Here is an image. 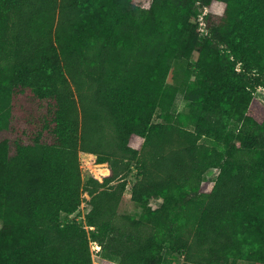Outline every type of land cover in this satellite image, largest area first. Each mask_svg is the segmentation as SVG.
Masks as SVG:
<instances>
[{
    "label": "trees",
    "instance_id": "obj_1",
    "mask_svg": "<svg viewBox=\"0 0 264 264\" xmlns=\"http://www.w3.org/2000/svg\"><path fill=\"white\" fill-rule=\"evenodd\" d=\"M197 1L221 2V24L233 28L225 42L207 19L225 42L216 57L187 39ZM261 7L264 0H0V264H93L91 240L104 264H174L178 253L180 264H264ZM195 48L190 110L175 114L170 65ZM81 152L109 172L84 180ZM132 161L141 174L132 199L143 211L117 224ZM213 167L220 172L205 189ZM84 190L90 230L61 219ZM153 198L162 204L149 207Z\"/></svg>",
    "mask_w": 264,
    "mask_h": 264
},
{
    "label": "rangeland",
    "instance_id": "obj_2",
    "mask_svg": "<svg viewBox=\"0 0 264 264\" xmlns=\"http://www.w3.org/2000/svg\"><path fill=\"white\" fill-rule=\"evenodd\" d=\"M142 0H135V2L139 3ZM146 2V0H144ZM154 0H150V5H153ZM215 7L213 9H210L208 6H206L202 1H197L195 4V9L197 11V16L194 17L192 20L188 21L189 30L187 33V39L195 38L194 41L198 43H206V49L209 51V53L213 54L216 57L215 50L218 48H224L225 42L228 41L229 36L231 37L232 34L230 33L232 31V26L229 29L228 26L222 25L221 22L223 20L222 15L224 14V7L221 2L215 1ZM262 10H264L263 7H261L258 12L260 13ZM250 12V11H249ZM256 12V13H258ZM210 19L212 24L215 26H219L218 32L216 33L217 36H219L220 39L224 40V43H221L222 41L213 38L212 33L208 32V25H207V19ZM262 22V21H261ZM259 20L255 22L254 30H257V33L259 35L263 34L264 30V22L261 23ZM250 28V26L248 25ZM229 29V30H228ZM251 29V28H250ZM230 35H229V34ZM208 40H211L212 43H208ZM200 57V51L198 48H195L190 54H178L176 57H174L173 61L170 65L169 74L167 77V82L169 84L174 85L178 92L175 97V100L171 106V110L173 113L177 114L179 112H188L190 110L189 101L185 97V91L188 83L193 82L198 79L199 77V69L197 67V62ZM240 66V65H238ZM256 96L260 99L262 102V105L264 106V87H259L256 90ZM161 109L159 108L158 111L155 114L154 120L160 121L162 120L161 116ZM255 115L257 116L258 120H262L264 117V109L257 110L255 112ZM241 127V123L237 124L234 123L231 126V130L235 132L236 134L239 132V129ZM203 141H208L205 138H203ZM89 153V154H88ZM84 153L81 152L80 159H81V172L84 180H87L89 178V174L91 170H95L93 164H91L93 158L92 156L96 155L94 153L90 154V152ZM97 156V155H96ZM95 161V160H93ZM92 165V167L90 166ZM140 166L137 161H132L131 166L129 170L127 171V174L124 175V179L126 181V188L122 197V201L119 206V215L117 216V224H122V222L125 220L124 215H134L139 216L141 212L143 211V207L137 205L133 199H132V186L133 183L140 177ZM217 174L216 171L211 168L209 169L204 178L203 187L205 189H210L213 187L215 180H216ZM85 191V190H84ZM83 191V192H84ZM163 202L162 198H153L151 199L149 203V207L155 208L161 205ZM87 210V207H81L73 212L72 214L63 213L62 214V221H72L79 225L86 226L88 230L94 228L93 226H89L87 223V214L85 215V212ZM2 225V221L0 220V227ZM91 239V238H90ZM98 243L96 241L91 240L90 241V247L92 251V257H93V264H104V256H103V249L101 246V249H96L95 244ZM184 259V255L182 253H178V259L174 262V264H180ZM239 264H261L254 261H247V260H241L239 261Z\"/></svg>",
    "mask_w": 264,
    "mask_h": 264
},
{
    "label": "built area",
    "instance_id": "obj_3",
    "mask_svg": "<svg viewBox=\"0 0 264 264\" xmlns=\"http://www.w3.org/2000/svg\"><path fill=\"white\" fill-rule=\"evenodd\" d=\"M84 153H88V152H84ZM89 154V153H88ZM92 154V153H90ZM93 155V154H92ZM93 158H91V164L94 165V167L96 168L95 170H91L90 174H99V175H103L105 173L109 172V163L108 162H98L97 161V156L93 155ZM95 160V161H93ZM90 164V166L92 167V165ZM213 169L216 171V174L218 175L220 172V168L219 167H213ZM91 199V195L89 194L88 191H84L82 193V201H81V207H87V210L85 212V215L88 214V212H90V210L92 209V204L90 202ZM96 249H101V245L99 243L95 244Z\"/></svg>",
    "mask_w": 264,
    "mask_h": 264
},
{
    "label": "crops",
    "instance_id": "obj_4",
    "mask_svg": "<svg viewBox=\"0 0 264 264\" xmlns=\"http://www.w3.org/2000/svg\"><path fill=\"white\" fill-rule=\"evenodd\" d=\"M160 206V205H159Z\"/></svg>",
    "mask_w": 264,
    "mask_h": 264
}]
</instances>
